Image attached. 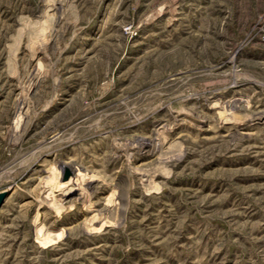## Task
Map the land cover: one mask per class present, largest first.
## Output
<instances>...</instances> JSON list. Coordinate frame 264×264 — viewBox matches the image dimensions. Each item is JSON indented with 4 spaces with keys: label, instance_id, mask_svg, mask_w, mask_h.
Returning a JSON list of instances; mask_svg holds the SVG:
<instances>
[{
    "label": "rangeland",
    "instance_id": "1",
    "mask_svg": "<svg viewBox=\"0 0 264 264\" xmlns=\"http://www.w3.org/2000/svg\"><path fill=\"white\" fill-rule=\"evenodd\" d=\"M0 190V264H264V0H0Z\"/></svg>",
    "mask_w": 264,
    "mask_h": 264
},
{
    "label": "bare ground",
    "instance_id": "2",
    "mask_svg": "<svg viewBox=\"0 0 264 264\" xmlns=\"http://www.w3.org/2000/svg\"><path fill=\"white\" fill-rule=\"evenodd\" d=\"M67 170L69 172L68 176L64 179H61V181H59L57 184V190H59L60 196L66 197V196H71L73 194L81 195L82 193H84L85 190H87L86 188H88L89 184L94 180V177H92L93 175H88L86 172L81 171L77 165L73 164L69 168H67ZM0 191H2V190H0ZM96 216H97V214L94 215V218H96ZM91 222H92V220H91ZM88 226H89V224H88ZM39 237H43V236H39ZM46 238L47 237H45V239ZM40 239L43 240V238H40Z\"/></svg>",
    "mask_w": 264,
    "mask_h": 264
},
{
    "label": "water",
    "instance_id": "3",
    "mask_svg": "<svg viewBox=\"0 0 264 264\" xmlns=\"http://www.w3.org/2000/svg\"><path fill=\"white\" fill-rule=\"evenodd\" d=\"M69 172L66 170L64 173H63V179L66 178L68 176ZM6 195V192L4 190L0 191V205L3 201V198L5 197Z\"/></svg>",
    "mask_w": 264,
    "mask_h": 264
}]
</instances>
